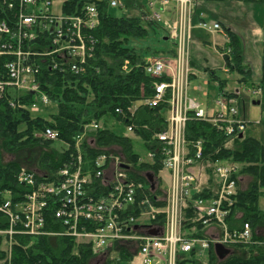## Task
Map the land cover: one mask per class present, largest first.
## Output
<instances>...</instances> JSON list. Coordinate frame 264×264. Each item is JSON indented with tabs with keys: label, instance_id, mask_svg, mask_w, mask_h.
I'll list each match as a JSON object with an SVG mask.
<instances>
[{
	"label": "built area",
	"instance_id": "2783aa9c",
	"mask_svg": "<svg viewBox=\"0 0 264 264\" xmlns=\"http://www.w3.org/2000/svg\"><path fill=\"white\" fill-rule=\"evenodd\" d=\"M0 0V57L9 60L0 71V100L7 90L15 97L9 100L12 108L38 112L39 104L50 103L42 90L39 75L40 59H49L50 70H69L74 75L88 71L89 62L96 52L94 32L100 24L98 4L108 2L111 7H124V0ZM175 4L173 19L164 18L167 7ZM145 19L160 23L175 42L177 54L172 58H154L147 62L146 73L153 79L152 92L142 93L143 106L161 109L165 128L156 131V144L149 149L136 133L134 124L126 127L125 137L139 140L145 149L141 161L163 164L161 173L168 175L165 207L156 208L144 195L147 189L133 181L122 165L118 148L98 155L92 168L85 166V141L93 147L97 132L102 129L93 122L74 139V145L62 142L60 133L46 128L37 136L48 141H61L66 149L72 148L70 159L59 171L60 178L54 182L39 181L37 173L21 169L17 182L28 188L19 193L16 200L12 190H0V237L9 261L18 237H41L63 235L71 237L78 245H88L95 257L101 256L111 243L118 241L138 242L139 253L132 264H177L179 253L190 254L207 251L212 244L226 247L252 242V229L245 224L240 231H231L228 217L237 203L239 165L228 162L208 164L217 178V191L212 199H196L194 208L202 216L203 224L216 225L220 235L213 239L188 237L183 229L184 206L194 191L204 155L201 140L188 141L187 125L191 119L213 125L228 137H236L247 130L248 122L242 114V90L260 95L261 90L236 89L230 97H221L210 106H203L191 96V0H147ZM204 29L224 34L219 24ZM231 49L218 51L221 57L231 54ZM264 75V53L262 58ZM228 72V70H227ZM31 96L32 101L23 102L22 97ZM137 107L129 108L133 117ZM117 114H123L121 109ZM167 113L168 116L163 114ZM148 128V127H145ZM94 181H100L98 187ZM98 188V189H97ZM149 209L141 213L150 220L164 215L165 227H153L160 234L156 237L133 235L125 229L136 223L133 215L126 216L128 209ZM54 217L64 228L63 232L47 230L48 217Z\"/></svg>",
	"mask_w": 264,
	"mask_h": 264
},
{
	"label": "trees",
	"instance_id": "16d2710c",
	"mask_svg": "<svg viewBox=\"0 0 264 264\" xmlns=\"http://www.w3.org/2000/svg\"><path fill=\"white\" fill-rule=\"evenodd\" d=\"M78 2L80 0L73 1L74 4ZM98 6L100 24L94 32L97 50L85 74L76 76L67 69L50 70L48 58L40 59L38 62L42 68L38 76L42 90L49 96L51 102L58 106L55 115L44 119L34 116L29 110L12 108L9 103V100L15 97L12 90H7L1 98L0 190H12L16 200H20L19 193L28 191V188L20 185L16 179L22 167L31 171L39 170L45 176H37L39 181H57L60 178L59 171L70 159L73 150L58 149L55 147L58 142L48 141L37 135L46 128H52L60 133L62 142L73 146L75 137L81 134L87 125L98 122L102 124V129L94 137L95 147L84 145L85 166L92 168L98 155L107 153L113 147L119 148L124 162L129 167L126 171L129 177L147 187L140 194L142 199L146 195L152 206L164 208L166 196L160 178V172L163 170L162 162L159 159L154 163L141 162V154L136 151L134 140L125 137L122 132L128 125L134 124L138 127L136 133L142 137L145 146L151 149L156 144L153 139L154 133L166 126L160 108L150 109L141 105L133 117L128 112L137 100H142V93L144 96L151 94L153 83V79L146 73L147 51L141 53L133 47L132 42L148 37L145 22L152 27L158 23L146 21L143 13L140 18L114 17L110 14L108 2ZM125 7L128 8L126 4ZM134 7H138V2ZM225 33L228 42L218 48L221 51L231 49L232 52L225 55L224 67L229 69L230 74L236 73L240 76L239 83L247 84L252 80V71L245 64L241 38L230 28L225 27ZM176 54V50L172 52V56ZM201 57L192 50L193 69L206 75L209 82L218 83L219 94L229 97L231 95L227 90L229 80L218 77L216 66L207 63L203 65V62L201 64L198 60ZM8 60L7 56L0 57V71ZM198 77L197 73H193L191 78ZM138 84L140 88L136 95ZM22 101H32V98L25 96L22 97ZM117 109H121L123 114H117ZM186 133L188 141H203L204 155L192 196L185 202L183 229L188 233L189 238L208 239L206 234L208 226L203 224L202 216L194 208L196 199H212L217 191V178L208 164L212 165L218 161L239 164L241 168L237 175H247L252 178V182L246 189H237V203L227 221L231 231H240L245 224H249L253 243L233 246L231 248L233 254L223 262L218 261L213 246H210L207 251L208 264H264V237L259 234L264 228V210L260 207V200L264 197V139L261 141L247 135V130L243 132L242 138L240 135L234 138L228 137L213 125L196 119L188 122ZM4 153L17 155V159L5 162ZM147 172L153 173L158 180V188L154 192L148 188L149 184L145 176ZM99 184L100 181L93 182L95 187ZM148 209L147 204L135 208L134 211L128 209L125 215L131 214L138 221L141 219V213ZM152 223L153 226L164 228V215H159ZM144 228L146 226H140L137 231L133 230L132 225L126 228L125 232L140 235ZM47 230L50 233L64 231L60 222L55 219L54 213L49 214ZM3 245L4 239L0 237V262L6 258ZM137 247V242L112 243L107 252L109 258L106 264H131L138 252ZM111 251H116L118 255L110 258ZM12 253L10 264H89L94 259L88 245H77L74 239L63 235L18 237V243ZM177 264H203V262L195 253L189 255L179 253Z\"/></svg>",
	"mask_w": 264,
	"mask_h": 264
},
{
	"label": "rangeland",
	"instance_id": "374dc122",
	"mask_svg": "<svg viewBox=\"0 0 264 264\" xmlns=\"http://www.w3.org/2000/svg\"><path fill=\"white\" fill-rule=\"evenodd\" d=\"M137 2L138 7L135 8L134 4ZM208 2L211 11L209 12V20H207V24L213 26L215 21L220 19V21L226 26L231 25L230 27H232L241 38L244 48L245 64H247L252 71V80L247 83L244 88L260 89L262 92L260 95H252L246 92V90H242L241 102V109L249 123L247 127V135L262 141L264 139V78L261 63L264 40V2L262 0H208ZM125 4L128 8L111 7L110 14L114 17L130 16L140 18L142 17V12L148 10L146 0H125ZM217 14H222L224 18ZM145 26L148 28V37L143 40L133 41V47L141 53L147 51V59L170 58L172 52L176 50V44L168 36L166 30L162 28L160 23L152 27L145 22ZM202 38L205 41L211 42L212 35L207 31L203 34ZM194 43L197 49H201L199 52H202L203 50L202 53L196 52V54L199 53V55L202 56L198 59L201 64L203 62V65L207 63L210 66H216L218 77L229 80L227 86L228 92L243 88L242 84L238 83V79L240 78L238 74H228L223 71V69H225L224 59L213 51L211 46H204L197 40ZM209 81L210 80L206 75L199 72L197 80H194L190 85L189 93L191 96L196 97L203 106H210L213 110L214 102L219 100L221 96L217 84ZM139 88L140 84L137 86L136 95L138 94ZM254 102H260V104L255 105ZM141 105V99L135 102V107ZM57 110L58 106L54 102H50L47 105L39 104L38 112L33 113V115L49 119L50 116L57 113ZM164 116H168L167 113H164ZM122 132L125 133L126 129H123ZM135 146L138 153L143 154L145 152L143 144L139 140H135ZM55 147L58 149L66 148L62 143H56ZM16 159L17 155L9 153L3 154V160L5 162L15 161ZM21 169L29 170L26 167H22ZM161 176L163 179L162 186L167 190L169 186L168 175L166 172H163ZM249 179L248 184L252 182V178L250 177ZM260 207L264 210V197L260 200ZM140 222L149 223V220L144 218ZM108 249L109 248L106 249L103 256L94 258L89 264H106V261L109 258V255L107 254ZM199 253H202L201 256L205 257V262L203 261V264H208L209 259H207V251L202 250ZM116 254L118 255V253ZM116 254L113 252V254H110V258H115ZM6 261L7 258H5L3 262H0V264H4Z\"/></svg>",
	"mask_w": 264,
	"mask_h": 264
},
{
	"label": "crops",
	"instance_id": "0c3cea01",
	"mask_svg": "<svg viewBox=\"0 0 264 264\" xmlns=\"http://www.w3.org/2000/svg\"><path fill=\"white\" fill-rule=\"evenodd\" d=\"M192 1H193V11H192V26H193L192 27V48H193L194 52L196 53V52H199L201 50V49H197L195 47V43L194 42H196V40L199 41L200 43H202L204 46L205 45L206 46H211L213 51H215L214 50L215 47L224 46L228 42V40L221 33H211V32L208 31V33H210L212 35L211 42L205 41L202 38L203 34H205V32H207L202 27V24L203 23H207V20H209V12L211 11V9L209 7L208 0H192ZM212 11H213V9H212ZM217 15H221L223 17L222 14H217ZM172 16H173V11L171 13L169 12L167 14V17H172ZM215 23H220V19L215 21ZM220 24H221L222 28L224 29V31H225V27L233 29L232 27H230L231 25L230 26H226L224 23H220ZM202 52H203V50H202ZM202 52H199V53H202ZM199 53H197V54L199 55ZM249 178L250 177H248L247 175H241L240 178H239V188L246 189L248 187V185H249L248 184V181L250 180ZM263 230L264 229H261L259 234H261L264 237ZM206 234L208 235L209 238L218 237L220 235V228L218 226H216V225H211V226L208 227V229L206 231ZM113 252L115 254L117 253L116 251H113ZM113 252L111 251L110 254H113ZM116 256H117V254H116Z\"/></svg>",
	"mask_w": 264,
	"mask_h": 264
},
{
	"label": "water",
	"instance_id": "95a60500",
	"mask_svg": "<svg viewBox=\"0 0 264 264\" xmlns=\"http://www.w3.org/2000/svg\"><path fill=\"white\" fill-rule=\"evenodd\" d=\"M254 104L259 105L260 102H254ZM240 137L242 138V135ZM123 168L128 169V166L123 165ZM145 176H146V179L148 180V182L150 184L151 189L154 191L156 189V186H157V180H156L155 175L151 172H147ZM137 228H138V226H135V229H137ZM148 235L155 237V236H158V233L155 230H151L148 232ZM214 252H215V255L218 258L219 262L225 261L226 259H228L233 254L230 249L226 248L225 246H223L220 243H216L214 245Z\"/></svg>",
	"mask_w": 264,
	"mask_h": 264
},
{
	"label": "bare ground",
	"instance_id": "6f19581e",
	"mask_svg": "<svg viewBox=\"0 0 264 264\" xmlns=\"http://www.w3.org/2000/svg\"><path fill=\"white\" fill-rule=\"evenodd\" d=\"M97 50V49H96ZM96 54V53H95ZM91 62V61H90ZM70 72V71H69ZM74 75V74H73ZM77 76V75H76ZM79 76H81V75H79Z\"/></svg>",
	"mask_w": 264,
	"mask_h": 264
}]
</instances>
